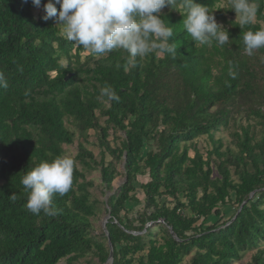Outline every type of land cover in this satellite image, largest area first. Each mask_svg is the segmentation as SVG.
Segmentation results:
<instances>
[{
  "label": "trees",
  "instance_id": "16d2710c",
  "mask_svg": "<svg viewBox=\"0 0 264 264\" xmlns=\"http://www.w3.org/2000/svg\"><path fill=\"white\" fill-rule=\"evenodd\" d=\"M220 1L196 0L228 32L227 44L192 41L177 0L175 10L156 14L173 29L175 56L156 50L133 68L123 50L93 55L75 47L55 20L42 19L48 0L39 8L0 0V71L8 80L0 88V264L86 257L84 264H105L108 242L110 264H183L191 254L187 264H233L251 250L248 264H264V48L249 56L243 45L246 31L262 29L264 0H252L255 22L243 28ZM106 85L119 102L101 97ZM229 129L233 149L214 138ZM89 131L99 158L78 143L72 188L52 198L58 214L30 212L21 177L64 156L75 139L87 142ZM110 136L119 145L110 146ZM200 137L210 144L204 155L193 143ZM92 171L107 192L116 177L124 179L103 203L108 238L92 231L98 207L85 177ZM138 191L143 210L131 217L127 206L138 202ZM227 204L236 210L221 222ZM210 217L216 222L205 226Z\"/></svg>",
  "mask_w": 264,
  "mask_h": 264
},
{
  "label": "clouds",
  "instance_id": "9594fccd",
  "mask_svg": "<svg viewBox=\"0 0 264 264\" xmlns=\"http://www.w3.org/2000/svg\"><path fill=\"white\" fill-rule=\"evenodd\" d=\"M31 3L37 8L41 6V0H31ZM176 4L177 0H48L43 4L42 19L55 20L61 26L64 38L90 54L104 55L123 50L127 53L126 65L134 68L138 57H146L156 50L175 56L176 47L168 43L173 29L156 14L165 7L175 10ZM55 5H59V10ZM180 7L185 14L183 28L192 41L200 45L215 42L219 46L229 42L228 32L216 22L206 6L196 0H181ZM258 7L252 0H230V9L235 12V18L238 14L241 28L253 21ZM243 45L249 56L264 48V29L246 31ZM231 75L232 78L236 76L234 72ZM0 88H8V80L2 71ZM100 95L108 101L119 102L120 99L109 85L100 89ZM73 171L74 160L68 156L37 164L21 177L27 194L25 207L33 214L43 211L50 217L56 216L58 210L52 207V198L55 194L62 197L70 191Z\"/></svg>",
  "mask_w": 264,
  "mask_h": 264
},
{
  "label": "rangeland",
  "instance_id": "374dc122",
  "mask_svg": "<svg viewBox=\"0 0 264 264\" xmlns=\"http://www.w3.org/2000/svg\"><path fill=\"white\" fill-rule=\"evenodd\" d=\"M219 8H229L230 7V0H221L220 3L218 4ZM235 21H239V16L238 14L232 18ZM252 22H255V18L253 19ZM218 23V22H217ZM221 25V24H219ZM259 25L261 26L262 29H264V23H259ZM56 26L59 28V30L61 31V26L57 25ZM222 26V25H221ZM62 34V33H61ZM61 64L64 65L65 62L61 61ZM258 130V128L256 129V131ZM233 130L229 129V130H221L218 133H216L214 135L215 139H221L222 143H223V147L226 146H230L232 149L234 148L233 146H231V137H230V133ZM118 138H120V136H122L121 133H118L116 135ZM113 137H109L108 141L110 146H117L119 145V140H114L112 141ZM78 143H82L84 145V147L90 151L93 156L98 159L99 158V152L100 149L97 146V141L95 138V135L92 133V131L88 132V139L87 142H83L79 139H75L74 143L71 146H68L64 149V156H68V157H74L77 151V144ZM193 143H195L197 150L199 151L200 154L204 155L205 152L207 150L210 149V144L208 143L206 137H200L197 138L193 141ZM149 149L146 148V151H148ZM192 154V152H190V155ZM105 161H109V157L106 156L105 157ZM118 171L122 174V169L121 167L118 168ZM85 177L87 180L92 181L93 183V188L90 190L92 197L91 199L97 202V207H98V212H97V217L93 220L92 222V231L93 234L98 235L100 233H103V221L106 218V215L104 214V209L105 206L103 205V203H105V201L107 200V198L112 195L117 188H119L121 186V184L123 183L124 179L122 177V175H119L118 177H116L111 186H112V192H107L106 190H104L102 188V186L100 185V180H99V173L97 171H92V172H86L85 173ZM147 178L144 177H138L137 178V182L139 184H144L147 182ZM137 199L138 202L137 203H132L131 205L127 206L128 210H130L131 214L130 216L133 217L135 212H141L143 210V204H142V200H143V195L138 191V195H137ZM166 202L168 204L171 203V199L170 198H165ZM170 206V205H168ZM221 212H222V220L221 222H226L228 221L231 216L233 215V213L236 210V206L232 205V204H227L224 207H221ZM216 222V219L213 217H210L207 219V222L205 224V226H209L213 223ZM158 238V237H157ZM258 248L263 249L264 250V243H260ZM256 250H251L249 252H246L242 255L241 259L238 262H235L233 264H248V262L250 261L251 256L255 253ZM192 257V254L186 258H184L183 264H187L190 260V258ZM91 257H86V259L81 260L79 262H77L76 264H84L85 261L89 260ZM93 262L95 263V259H92Z\"/></svg>",
  "mask_w": 264,
  "mask_h": 264
},
{
  "label": "water",
  "instance_id": "95a60500",
  "mask_svg": "<svg viewBox=\"0 0 264 264\" xmlns=\"http://www.w3.org/2000/svg\"><path fill=\"white\" fill-rule=\"evenodd\" d=\"M252 196V194L250 195V197ZM109 219V215H107L106 216V218L104 219V221H103V233L105 234V236L108 238V234H107V232H106V230H105V224L107 223V220ZM108 248H109V258H108V260L106 261V263L105 264H110L111 263V258H112V249H111V245L109 244V242H108Z\"/></svg>",
  "mask_w": 264,
  "mask_h": 264
}]
</instances>
